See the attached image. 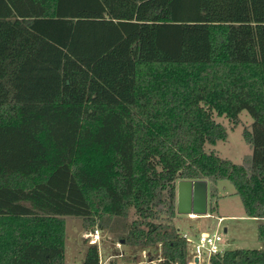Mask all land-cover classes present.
<instances>
[{"label":"trees","instance_id":"obj_1","mask_svg":"<svg viewBox=\"0 0 264 264\" xmlns=\"http://www.w3.org/2000/svg\"><path fill=\"white\" fill-rule=\"evenodd\" d=\"M242 111L251 154L206 152L227 138L213 113ZM178 180L207 181L209 215L228 181L264 219V0H0V264H64L65 217L187 264ZM84 242L81 264H100Z\"/></svg>","mask_w":264,"mask_h":264},{"label":"rangeland","instance_id":"obj_2","mask_svg":"<svg viewBox=\"0 0 264 264\" xmlns=\"http://www.w3.org/2000/svg\"><path fill=\"white\" fill-rule=\"evenodd\" d=\"M213 119L225 127L227 138L225 141H218L215 145L207 144L206 152H215L223 159L230 160L234 164H241L243 157L251 154L250 147L243 140V131L250 130L252 118L247 111H242L237 123H233L224 116H217L216 113H213ZM216 188L218 199L215 203V211L211 215L189 217L176 214L171 222L179 234L187 238L188 252L195 244L197 236L213 232L219 233L222 237L221 250H264V242L257 237V227L264 224V219H251L245 216L241 201L228 181H219ZM221 216L226 218L219 222ZM134 218V211H130L128 221ZM64 219V264H81L86 248L83 221L79 217H65ZM99 233L100 264H133L135 262L137 264H157L156 261L149 263L154 252L123 246L107 230H100ZM158 250L157 247L156 251Z\"/></svg>","mask_w":264,"mask_h":264},{"label":"water","instance_id":"obj_3","mask_svg":"<svg viewBox=\"0 0 264 264\" xmlns=\"http://www.w3.org/2000/svg\"><path fill=\"white\" fill-rule=\"evenodd\" d=\"M176 214L178 216H208V184L205 180L176 182ZM197 264V259H195Z\"/></svg>","mask_w":264,"mask_h":264},{"label":"built area","instance_id":"obj_4","mask_svg":"<svg viewBox=\"0 0 264 264\" xmlns=\"http://www.w3.org/2000/svg\"><path fill=\"white\" fill-rule=\"evenodd\" d=\"M220 221L221 220H219V222ZM84 237L86 240H88L89 244L97 246L99 245L100 233L97 228L92 232L85 233ZM221 242L222 237L217 232L200 234L196 237L195 244L192 246V249L189 252L187 264H195V259H197V264H202L203 262L208 264L210 258L213 255L224 251L221 250ZM149 263H153V261Z\"/></svg>","mask_w":264,"mask_h":264},{"label":"crops","instance_id":"obj_5","mask_svg":"<svg viewBox=\"0 0 264 264\" xmlns=\"http://www.w3.org/2000/svg\"><path fill=\"white\" fill-rule=\"evenodd\" d=\"M223 218H226V217L221 216V217H219V220H222ZM225 230H226V229H225Z\"/></svg>","mask_w":264,"mask_h":264},{"label":"bare ground","instance_id":"obj_6","mask_svg":"<svg viewBox=\"0 0 264 264\" xmlns=\"http://www.w3.org/2000/svg\"><path fill=\"white\" fill-rule=\"evenodd\" d=\"M189 217H195V216H192V215H191V216H189Z\"/></svg>","mask_w":264,"mask_h":264}]
</instances>
